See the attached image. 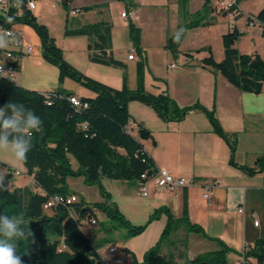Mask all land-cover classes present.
Returning a JSON list of instances; mask_svg holds the SVG:
<instances>
[{
  "label": "trees",
  "instance_id": "obj_1",
  "mask_svg": "<svg viewBox=\"0 0 264 264\" xmlns=\"http://www.w3.org/2000/svg\"><path fill=\"white\" fill-rule=\"evenodd\" d=\"M70 1L63 0L66 5ZM210 4L211 0H205L203 8L196 11L193 18L181 27L187 30L213 23L208 16L212 10ZM91 8L92 6L85 7V9ZM256 18L262 24L264 34V5ZM22 21L33 24L38 30L42 39L44 56L60 66L61 81L70 75L95 92L94 95L80 97L83 103H87L86 106H76L69 99V96L75 95L72 91L54 89L40 92L22 87L11 80L5 79L0 82V106L10 100L23 103L34 110L43 121L41 131L33 135V148L28 153L27 163L24 164L26 173L33 177L36 187L42 191L33 190L28 186L0 191V207L16 206L10 208H14L17 212L23 211L25 227L32 228L28 239H24L29 246L30 264H110L99 254L97 246L82 228L83 221L93 217L91 208H83L78 202H74L69 205H55L50 208L51 212H47L44 204L56 194H69L66 184L69 175H83L88 184L100 182L104 176L139 184L143 180L144 172L149 174L153 172L152 168L155 164L152 158L142 142L127 127L131 119L128 108L130 101H140L152 107L165 121H180L193 108L203 110L209 117L214 130L230 145L232 164L249 173L256 172L257 167L263 168L264 156L257 159L256 166L239 165L235 161L237 135L224 130L213 109H208L199 102L181 107L167 93L148 92L145 88L143 59L137 63V87L130 89L125 76L122 87L117 88L72 67L63 58L62 50L56 44V39L49 33L47 25L39 23L33 12H24ZM68 32L86 34L90 37L88 49L92 61L126 67L123 61L113 56L109 22L87 23ZM129 32L134 47L141 55V29L131 19ZM185 33L186 31L178 44L174 43L173 36L168 37L166 47L174 55L178 54ZM242 34L243 32L236 27L223 34L224 58L220 62L214 59L210 46L196 51L207 50L209 55L203 58V64L220 70L241 90L260 93L264 82V58L258 53L246 54L238 50L235 43ZM140 135L148 137L150 132L143 128L140 129ZM70 155L78 160L80 164L78 170L72 168ZM8 169L6 181H10L12 175L11 167ZM102 191L105 201L99 205L118 225L128 229L127 236L141 233L152 220L160 218L162 214L167 216L159 240L145 251L142 260L135 259L132 264H233V261L228 258V253L232 249L219 238L213 239L222 243L220 249L205 251L193 258L186 255L183 262H179L173 252H170L167 258L163 255L165 244L170 246H177L179 243L187 244L186 238H171L173 232L182 226L188 231H195L208 237L204 228L192 222L188 216L187 194H184L181 216H176L168 206L162 205L153 211L147 224L136 226L123 215L110 193L103 187ZM5 213L12 214V211ZM242 255L247 264L262 261L264 237H259L253 243L247 244Z\"/></svg>",
  "mask_w": 264,
  "mask_h": 264
},
{
  "label": "crops",
  "instance_id": "obj_2",
  "mask_svg": "<svg viewBox=\"0 0 264 264\" xmlns=\"http://www.w3.org/2000/svg\"><path fill=\"white\" fill-rule=\"evenodd\" d=\"M204 2L205 0H198L199 5L191 8V0H189L187 8L181 12L178 0H172V8L178 15L174 22L175 27L179 29L189 22L193 14L203 8ZM128 4L132 9V15L125 18L135 21L139 17V11L133 8L132 1L128 0ZM217 4L212 2L210 4L212 10L210 14L208 13V16L215 19L214 24L187 29L177 55H173L168 48H165L168 37L173 36L176 31L160 35V45L164 47V50L158 54L156 50L152 51L145 45L141 29L142 54L137 52L136 58L128 57L132 45L130 40L128 55L122 57V61L126 64L125 68L132 72L127 83L130 89L137 87V63L143 59L145 88L148 92L167 93L181 107L199 102L208 109H213L224 130L237 135L235 161L239 165L256 166L257 159L264 156V101L257 102L264 96V82L260 93L241 90L220 70L203 64V58L209 55L207 50L199 52L196 50L210 46L214 59L217 62L222 61L224 58L223 34L236 27L243 32L235 43L238 50L246 54L258 53L264 58L263 26L256 18L264 5V0L256 9L250 8L246 0H239L237 16L227 12L228 14H223L222 17L219 12L220 7L216 8ZM81 6H90V3ZM121 8L122 12L124 7L121 6ZM99 10L110 14V9L106 7ZM115 10L116 8H111L112 13H115ZM82 21L83 25L98 21L111 22L108 16L102 19L84 17ZM222 25L224 27L221 28ZM216 27L221 29L218 30L220 46L215 51L210 33L217 29ZM89 42L90 37H87V46ZM111 42L113 50L115 46L113 25ZM174 56L178 60L177 63L171 62ZM87 66L90 67L91 63ZM107 82L117 88L122 86L119 80L116 83ZM73 92L78 96L76 91ZM245 94L255 95L246 96ZM128 108L132 117L127 127L142 142L155 167L166 168L175 175L187 176L194 181L191 185L173 191L148 182L146 194H150L146 201L149 207L148 214L166 205L176 216L182 215L184 194H187L190 220L201 225L208 234V237L203 235L200 239L201 246L191 249L194 255L190 254V258L195 257L197 251H209L202 247L207 243L214 246L212 250L220 249L222 243L213 239L219 238L232 249L228 257L232 254L237 255L230 259L233 261L241 257L247 244L253 243L258 237H264V162L263 168L257 167V171L252 173L232 164L230 145L214 130L207 114L199 108L190 109L180 121H165L152 107L136 100L130 101ZM143 128L150 132L148 137L140 135V129ZM21 166L26 171L24 164ZM31 181L29 188L42 191L36 187L33 177ZM205 189L210 190L211 198L203 197ZM133 204L136 203L133 202ZM239 206H244V213L238 211ZM8 211H12V214L17 213L14 208L0 207V213ZM255 219L259 221L258 225L254 223ZM166 221V214H162L160 220L154 223H159V227L162 228ZM249 224L253 227L251 232L248 229ZM16 243L17 255L21 256L23 264H30L27 242L21 240ZM98 252L107 260L99 249Z\"/></svg>",
  "mask_w": 264,
  "mask_h": 264
},
{
  "label": "rangeland",
  "instance_id": "obj_3",
  "mask_svg": "<svg viewBox=\"0 0 264 264\" xmlns=\"http://www.w3.org/2000/svg\"><path fill=\"white\" fill-rule=\"evenodd\" d=\"M129 1H132L133 8L139 11V17L134 23L143 30L145 45L152 49V51L156 50L157 53L160 54L164 50V47L160 45V35L167 32L172 33L177 30L174 22L178 15L175 14L172 8V0H170L171 4H169L170 2L168 0ZM188 1L189 0H178L181 12L184 8H187ZM220 1L221 0H211V3L213 2L214 4L215 2L217 4L218 2L216 7L218 8L220 7ZM246 1L250 8L256 9L262 0ZM85 3H90L92 8L85 9V7H82L81 5ZM128 5V0H71L67 5L64 4L63 0H40L33 14L36 16L39 23L47 25L49 33L56 39V44L62 50L63 58L72 67L108 85L110 84L107 81L116 83L118 80L121 81V85H123L124 77L127 76L128 80L129 77L132 76L130 70L121 65L92 61L86 43L87 37L89 36L86 34H74L68 31L83 25L82 19L84 17L102 19L108 16L111 20V27L113 25L115 30V50L113 49V56L122 61V57H127L128 55L130 40L132 44L131 49L134 46L129 32L130 19L123 17L120 11L122 9L121 6L125 9L129 7ZM197 5H199L198 0H191V8ZM104 7L110 9V14L107 12L102 13L99 10V8ZM111 8H116L115 13L111 12ZM219 12L222 14V17L223 14H228L223 11L222 8H220ZM184 16L187 17L186 13H184ZM211 19L213 23L209 25L215 22L214 18ZM222 27H224V25H222L221 28ZM19 28L22 29L25 34L26 43L32 45L34 50L32 54L26 55L22 60L19 80L17 82L20 86L40 92L52 91L54 89L72 92L76 91L79 97L95 94L90 87L73 76L68 75L61 81L60 66L44 56L42 39L36 27L31 23L21 22ZM216 28L217 29L210 33L215 51L220 46L218 30L221 29L220 27ZM171 62L177 63L178 60L175 57ZM89 63H91L90 67L87 66ZM70 159L72 168L78 170L80 167L78 160L73 155H70ZM8 167H17L21 171L20 174L15 172L12 173L10 177V188L15 189L18 187L31 186V177L26 173L21 164L14 163L10 152H0V169L8 173ZM66 184L69 193L78 196V203L81 207L91 208L93 217L96 218L97 221L91 223L88 219H85L82 228L110 264H132L135 259L142 260L145 251L155 245L159 240L165 224L164 227L161 228L158 225L159 223L154 222L160 220V218L152 220L141 233L127 236L128 229L123 225H118V223L111 219L106 211L99 205V203L105 201V196L102 191L103 187L110 193L112 200L116 202L120 211L132 225L139 226L147 224L150 215L153 213V211L150 214L147 213L149 207L146 201L150 194L144 195L137 182L104 176L101 178L100 182L88 184L85 182V177L83 175H69L66 179ZM124 188H126V190ZM133 202L136 204L134 205ZM6 207L16 206L6 205ZM46 211L51 212L50 209H46ZM252 228L253 227L249 224L248 229L250 232L253 231ZM29 231L31 233L32 228H29ZM171 238H186L187 244L179 243L177 246L165 244L163 255L167 258L170 252H173L175 258L179 262H183L186 255L189 258L190 254L194 255L191 249L201 246L200 239L203 238V235H199V233L195 231H188L182 226L173 232ZM112 244L117 246L116 251L113 253L109 250ZM202 247L205 248V250L214 249V246L212 244L208 245V243L207 245H202ZM203 252L197 251L196 253L199 254ZM235 257H237V255L232 254L231 257L229 256L228 258L230 260Z\"/></svg>",
  "mask_w": 264,
  "mask_h": 264
},
{
  "label": "clouds",
  "instance_id": "obj_4",
  "mask_svg": "<svg viewBox=\"0 0 264 264\" xmlns=\"http://www.w3.org/2000/svg\"><path fill=\"white\" fill-rule=\"evenodd\" d=\"M6 0H0L5 3ZM16 7L23 6V0H13ZM15 17L6 16V23H13ZM185 28L181 27L173 34L174 43H179ZM16 43L15 34L0 26V49H6L9 45ZM0 64V76H6ZM255 95V94H245ZM264 101V96L258 99V103ZM43 121L34 110L26 107L23 103L9 101L0 106V152H10L16 164H26L28 153L33 148L32 138L39 133ZM11 181H6V173L0 169V191H8ZM25 215L23 211L13 215L0 213V264H23L21 256L17 255L18 241L28 239L30 231L25 227Z\"/></svg>",
  "mask_w": 264,
  "mask_h": 264
},
{
  "label": "built area",
  "instance_id": "obj_5",
  "mask_svg": "<svg viewBox=\"0 0 264 264\" xmlns=\"http://www.w3.org/2000/svg\"><path fill=\"white\" fill-rule=\"evenodd\" d=\"M39 2L40 0H23L22 7H16L13 0H6L5 3H0V26H2L4 29L11 30L15 34L16 38V43L9 45L6 49H0V64H3L2 70L7 72V77L0 76V82L5 79L14 82L18 81L23 58L26 55L32 54L34 52L33 46L26 43L25 34L23 30L19 28V24L23 22L22 16L24 12H33L38 7ZM219 5L223 11L229 12L231 14H237L238 7L236 0H221ZM9 15L15 17L14 22L11 24L5 22L6 16ZM121 15L123 17H130L132 15L131 7L125 8L121 12ZM136 56L137 50L135 47H133L128 57L133 59L136 58ZM172 66H175V64H172ZM69 99L76 106L87 105V103H83L80 97L77 95H71L69 96ZM152 169L153 172L151 174L144 172L142 174L143 180L139 182L141 191L144 195L147 194L148 182H153L155 186L171 191L191 185L194 182L191 178L182 175H175L166 168L153 167ZM11 172H15L17 174L21 173V171L15 167H11ZM203 197L205 199L211 198V192L209 189L204 190ZM78 201L79 198L76 194H56L48 199V201L44 204V208L50 209L58 204L69 205ZM238 211L244 213V206H239ZM88 221L95 223L97 220L96 218L92 217ZM254 223L258 225L259 221L255 219ZM116 249L117 246L115 244H112L109 247V250L112 253L115 252ZM233 264H247L244 255H241V257L233 260ZM256 264H264V259L257 262Z\"/></svg>",
  "mask_w": 264,
  "mask_h": 264
},
{
  "label": "bare ground",
  "instance_id": "obj_6",
  "mask_svg": "<svg viewBox=\"0 0 264 264\" xmlns=\"http://www.w3.org/2000/svg\"><path fill=\"white\" fill-rule=\"evenodd\" d=\"M15 82H18V81H15Z\"/></svg>",
  "mask_w": 264,
  "mask_h": 264
}]
</instances>
